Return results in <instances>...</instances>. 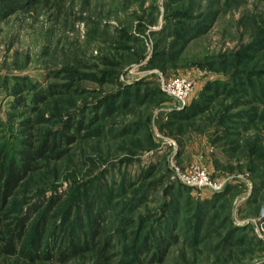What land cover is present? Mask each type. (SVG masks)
I'll use <instances>...</instances> for the list:
<instances>
[{
    "label": "rangeland",
    "instance_id": "374dc122",
    "mask_svg": "<svg viewBox=\"0 0 264 264\" xmlns=\"http://www.w3.org/2000/svg\"><path fill=\"white\" fill-rule=\"evenodd\" d=\"M21 1L0 19V154L56 148L7 203L4 224L32 218L0 264H63L71 232L65 264H264V0ZM182 76L179 109L159 88ZM200 164L219 190L180 180Z\"/></svg>",
    "mask_w": 264,
    "mask_h": 264
},
{
    "label": "trees",
    "instance_id": "16d2710c",
    "mask_svg": "<svg viewBox=\"0 0 264 264\" xmlns=\"http://www.w3.org/2000/svg\"><path fill=\"white\" fill-rule=\"evenodd\" d=\"M21 2V0H0V19H5L9 13L16 10L17 7L20 6ZM159 90L164 96H166L162 92L161 87ZM214 91H216V89ZM81 128L82 126L79 125L78 130H81ZM23 144L25 148L20 150L19 161L11 160V162H9L6 151L0 154V256L1 254H7L15 257L19 255L18 246L21 242H23L24 237L26 236L25 228L27 227L29 220L32 218V213H29L27 215L25 214V216L22 217V219L16 224H4L5 220L10 219L8 216L9 210L6 208L9 199L15 195L17 188L30 174L33 161L45 158L49 153H54L56 148L55 143L50 145L48 142H44L37 148L34 147L32 143L27 141H24ZM54 158L60 159L61 153L56 154ZM92 221V236H94L95 239L100 233L99 229L101 227V220L97 216H94L92 217ZM67 239L69 240V247L59 249V260L63 264L73 259L76 255L74 251H70L71 247H73L76 251L82 250L81 247L76 245V242H78V240L80 241V236L78 237L77 233L71 232L69 236L65 238V240ZM171 239L172 238L170 237L167 238L164 234H160L156 243L147 247V250L150 248L149 252L150 250L155 249L158 252H161L160 247H163L164 250L162 252L166 255V252L169 250L168 243L171 242ZM42 240L43 238L40 236L39 229L36 235V240H33L31 245H33V247H39ZM152 246L156 247L153 248ZM106 249L107 244L103 243L99 250L100 254L105 252ZM158 252L154 255L155 260H157V256L159 255ZM27 257L31 259L34 258L31 253H29ZM161 259L159 261H162Z\"/></svg>",
    "mask_w": 264,
    "mask_h": 264
},
{
    "label": "built area",
    "instance_id": "2783aa9c",
    "mask_svg": "<svg viewBox=\"0 0 264 264\" xmlns=\"http://www.w3.org/2000/svg\"><path fill=\"white\" fill-rule=\"evenodd\" d=\"M196 87V82L186 76L171 78L167 81L163 80L161 83L162 92L172 98L179 109H183L188 105ZM177 172L180 180L188 186L198 190H219L218 186H214L208 172L201 164L191 166L190 174L184 175L180 171Z\"/></svg>",
    "mask_w": 264,
    "mask_h": 264
},
{
    "label": "water",
    "instance_id": "95a60500",
    "mask_svg": "<svg viewBox=\"0 0 264 264\" xmlns=\"http://www.w3.org/2000/svg\"><path fill=\"white\" fill-rule=\"evenodd\" d=\"M261 215H264V205H263V208H262V211H261Z\"/></svg>",
    "mask_w": 264,
    "mask_h": 264
}]
</instances>
